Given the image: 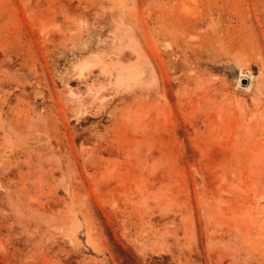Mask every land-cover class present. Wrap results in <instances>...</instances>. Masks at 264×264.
<instances>
[{
	"label": "rangeland",
	"instance_id": "obj_1",
	"mask_svg": "<svg viewBox=\"0 0 264 264\" xmlns=\"http://www.w3.org/2000/svg\"><path fill=\"white\" fill-rule=\"evenodd\" d=\"M0 264H264V0H0Z\"/></svg>",
	"mask_w": 264,
	"mask_h": 264
}]
</instances>
